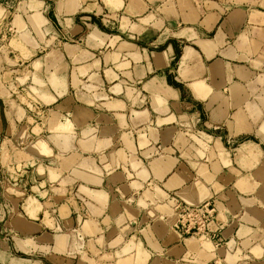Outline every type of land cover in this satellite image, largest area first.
Returning a JSON list of instances; mask_svg holds the SVG:
<instances>
[{"label": "crops", "instance_id": "0c3cea01", "mask_svg": "<svg viewBox=\"0 0 264 264\" xmlns=\"http://www.w3.org/2000/svg\"><path fill=\"white\" fill-rule=\"evenodd\" d=\"M0 264H264V0H0Z\"/></svg>", "mask_w": 264, "mask_h": 264}, {"label": "built area", "instance_id": "2783aa9c", "mask_svg": "<svg viewBox=\"0 0 264 264\" xmlns=\"http://www.w3.org/2000/svg\"><path fill=\"white\" fill-rule=\"evenodd\" d=\"M177 222L175 229L185 236L205 234L207 226L214 219L215 210L209 203L199 207H188L182 204L175 206Z\"/></svg>", "mask_w": 264, "mask_h": 264}]
</instances>
